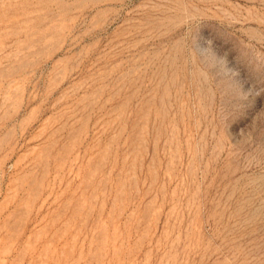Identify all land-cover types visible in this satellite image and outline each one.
Listing matches in <instances>:
<instances>
[{"label": "rangeland", "instance_id": "1", "mask_svg": "<svg viewBox=\"0 0 264 264\" xmlns=\"http://www.w3.org/2000/svg\"><path fill=\"white\" fill-rule=\"evenodd\" d=\"M0 264H264V0H0Z\"/></svg>", "mask_w": 264, "mask_h": 264}]
</instances>
